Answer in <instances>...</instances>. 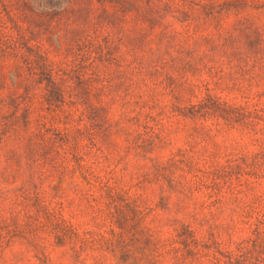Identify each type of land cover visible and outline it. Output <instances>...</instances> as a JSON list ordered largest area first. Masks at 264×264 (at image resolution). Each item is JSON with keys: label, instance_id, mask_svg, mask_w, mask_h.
I'll use <instances>...</instances> for the list:
<instances>
[{"label": "trees", "instance_id": "1", "mask_svg": "<svg viewBox=\"0 0 264 264\" xmlns=\"http://www.w3.org/2000/svg\"><path fill=\"white\" fill-rule=\"evenodd\" d=\"M107 2L113 3L115 14H127L129 6L142 21L129 44L125 35L104 23ZM187 4V0H0V151L4 148L0 157L7 168L24 158L41 176L49 172L63 180L79 173L107 199L103 208H96L94 218L103 216L108 228L96 232L90 247L87 240L78 250L71 247L74 252L101 247L112 252L116 264H158L164 247L181 242V264H264V91H253L264 55H223L230 79L222 87L226 72L217 70L216 84L239 95L206 93L196 103H174L166 111L155 89L168 80L169 64L178 59L174 54L181 55L182 76L201 64L216 68L208 66L213 60L207 58L221 54L220 36H198L205 25L217 27L213 19L195 23ZM176 12L184 15L181 30L164 21L176 17ZM200 40L211 44L202 55L195 48ZM246 76L247 84L238 81ZM117 79L127 86L118 117L112 120L108 111L116 102ZM177 117L191 121L185 130L196 141L189 151L198 160L154 161L151 171L129 180L114 169L104 175L96 172L95 165L108 159L115 145L113 135L124 133L126 123L144 128L134 146L142 148L145 157L163 141L165 121ZM234 131L238 142L245 141L249 148L226 161L216 160L218 150L209 145L216 147L218 138ZM11 143L23 152L7 148ZM152 175L170 188L181 187L187 199L200 196L209 211L204 216L193 211L192 222L180 227L148 224L153 208L145 206L139 191L146 189ZM37 197L39 211L49 218L57 216L39 192ZM54 197L61 196L56 192ZM61 222L62 233L52 247L70 242L68 221L62 217Z\"/></svg>", "mask_w": 264, "mask_h": 264}, {"label": "rangeland", "instance_id": "2", "mask_svg": "<svg viewBox=\"0 0 264 264\" xmlns=\"http://www.w3.org/2000/svg\"><path fill=\"white\" fill-rule=\"evenodd\" d=\"M187 3L192 7L191 11L188 8L187 10L191 12L195 23L212 18L214 25H217L216 28L205 25L199 29L198 36L204 37L209 33L220 36L222 46L218 52L221 54L207 58V61L213 60L208 66L217 65L216 68L209 70V67L201 64L197 70H190L184 76L181 74V55L174 54L178 59L169 64L168 80L155 89L157 99L166 111H170L174 103L180 106L196 103L206 93L229 98L239 95L229 93L227 90L222 91L216 84L220 76L217 75V70L222 69L226 72L222 87H225L230 79L227 75L230 72L226 63L228 58L223 55L225 53L236 55V58L239 56L245 58L255 53L264 55V0H187ZM112 5L111 2L105 4L108 13L103 14L104 23L110 26L109 29L125 35V43L129 44L132 32L142 25V21L135 19L134 12L129 6L127 14L123 15L124 13H113ZM175 15L180 19L170 15L164 21L181 30L183 26L181 19L184 15L177 12ZM42 37L45 41L47 35L44 34ZM202 40L200 45L195 46L200 55L211 47V44ZM189 44L190 49H193L191 41ZM256 72L259 77L253 81V91H264V66L257 68ZM248 79L246 76L238 81L247 84ZM115 82L116 102L108 111V117L112 120L118 117L121 97L125 96L127 86L121 85L120 79ZM190 125L191 121L182 120L181 117L174 118L172 122L166 120L163 141L144 157L142 148L134 146L144 128L126 123L124 133L113 135L115 145L109 149L108 159L105 158L100 164L95 165L96 172L104 175L106 171L114 169L116 175L124 174L125 179L129 180L131 176L151 171L150 167L154 161L164 163L172 157L198 160L193 151H189L196 142L185 130V127ZM237 136L238 132L234 131L227 137L218 138L216 147L209 145L210 148L218 150L216 160L226 161L235 154L247 151L249 148L247 143L238 142ZM138 144H141L140 140ZM7 148L18 150L19 145L11 143ZM19 150L20 153L23 152L22 149ZM0 153H4V148ZM49 175L47 172V175L41 176L38 169L29 166L24 158L7 168L4 156L0 157V264H116L112 252L101 247L99 250L86 249L83 252H74L71 249L73 247L78 250L82 240H87L90 247V240L96 236V232L108 228L103 216L94 218L97 216L96 208H103L107 202V199L101 197L103 191L89 185L79 173L63 180ZM151 178L146 189L139 191L144 194L145 206L153 208V212L147 217L148 224L155 223L165 229L180 227L182 223L192 222L193 211H201L203 216L209 211L208 208L202 207L203 199L200 196H196V199H187L181 194V187L175 190L167 183L163 185V182L157 181L154 175ZM37 192L46 204L51 203V207H55L58 211L57 216L49 218L44 212L39 211L41 201L37 197ZM56 192L60 194V198L54 197ZM94 198H97L98 202L94 201ZM60 201L64 204L59 205ZM62 217L69 224L70 242L67 241L65 247H52L51 243H55L56 236L62 233L64 227ZM220 219H224V214ZM220 219L218 221H221ZM181 247V242L164 247L158 264H181L183 254ZM127 248L134 249L135 246ZM127 248L124 249L125 253ZM66 251L68 253L64 255Z\"/></svg>", "mask_w": 264, "mask_h": 264}]
</instances>
